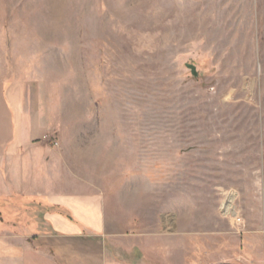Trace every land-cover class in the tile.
Returning a JSON list of instances; mask_svg holds the SVG:
<instances>
[{"label":"rangeland","instance_id":"1","mask_svg":"<svg viewBox=\"0 0 264 264\" xmlns=\"http://www.w3.org/2000/svg\"><path fill=\"white\" fill-rule=\"evenodd\" d=\"M0 84L105 116L125 264H264V0H0Z\"/></svg>","mask_w":264,"mask_h":264},{"label":"crops","instance_id":"2","mask_svg":"<svg viewBox=\"0 0 264 264\" xmlns=\"http://www.w3.org/2000/svg\"><path fill=\"white\" fill-rule=\"evenodd\" d=\"M40 89L0 84V264H125L126 249L137 248L120 234L132 228L111 220L114 193L96 173L105 116L96 113L95 130L89 114L80 130L69 129ZM112 139L109 155L119 153L114 130Z\"/></svg>","mask_w":264,"mask_h":264},{"label":"bare ground","instance_id":"3","mask_svg":"<svg viewBox=\"0 0 264 264\" xmlns=\"http://www.w3.org/2000/svg\"><path fill=\"white\" fill-rule=\"evenodd\" d=\"M234 195H230L227 201L224 203V208H223V213L225 211V214H233V208H232V203H233ZM233 216V215H232ZM226 217V216H225Z\"/></svg>","mask_w":264,"mask_h":264},{"label":"built area","instance_id":"4","mask_svg":"<svg viewBox=\"0 0 264 264\" xmlns=\"http://www.w3.org/2000/svg\"><path fill=\"white\" fill-rule=\"evenodd\" d=\"M44 139H45V140H48L50 143H52V144H53L54 146H56V147L59 146L58 142L55 141L53 138H49V137L45 136ZM237 216H238V215H236V217H235V222H236V224H237V225H242V223H243V219H242L240 216H238V217H237Z\"/></svg>","mask_w":264,"mask_h":264}]
</instances>
